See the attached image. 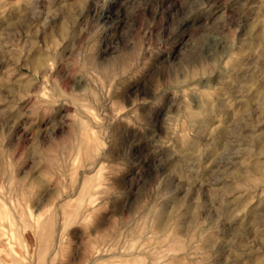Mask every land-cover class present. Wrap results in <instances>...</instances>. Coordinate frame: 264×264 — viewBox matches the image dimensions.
<instances>
[{
	"label": "rangeland",
	"instance_id": "obj_1",
	"mask_svg": "<svg viewBox=\"0 0 264 264\" xmlns=\"http://www.w3.org/2000/svg\"><path fill=\"white\" fill-rule=\"evenodd\" d=\"M0 264H264V0H0Z\"/></svg>",
	"mask_w": 264,
	"mask_h": 264
},
{
	"label": "bare ground",
	"instance_id": "obj_2",
	"mask_svg": "<svg viewBox=\"0 0 264 264\" xmlns=\"http://www.w3.org/2000/svg\"><path fill=\"white\" fill-rule=\"evenodd\" d=\"M200 16H201V15H200ZM200 16H199V15H196V16L194 17L193 20H190L191 22H190L189 20L186 21L185 24H184V28H185V30H187L189 24L193 25V24L198 20V18H199ZM186 19H187V18H186ZM181 25H182V23H181ZM185 30H184V31H185Z\"/></svg>",
	"mask_w": 264,
	"mask_h": 264
}]
</instances>
